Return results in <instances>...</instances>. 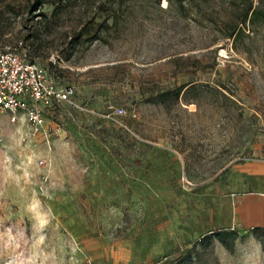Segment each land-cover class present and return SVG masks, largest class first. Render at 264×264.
<instances>
[{
    "label": "rangeland",
    "instance_id": "obj_1",
    "mask_svg": "<svg viewBox=\"0 0 264 264\" xmlns=\"http://www.w3.org/2000/svg\"><path fill=\"white\" fill-rule=\"evenodd\" d=\"M119 1L0 0V46L68 94L0 113V264H264L226 220L264 160V0L233 36L242 0H123L96 36Z\"/></svg>",
    "mask_w": 264,
    "mask_h": 264
},
{
    "label": "built area",
    "instance_id": "obj_2",
    "mask_svg": "<svg viewBox=\"0 0 264 264\" xmlns=\"http://www.w3.org/2000/svg\"><path fill=\"white\" fill-rule=\"evenodd\" d=\"M67 95L26 51L19 50L18 46H0V113L8 112L13 121L25 116L30 126L39 130L46 122L44 106L54 98L63 100ZM125 111L124 106H117L114 112Z\"/></svg>",
    "mask_w": 264,
    "mask_h": 264
},
{
    "label": "crops",
    "instance_id": "obj_3",
    "mask_svg": "<svg viewBox=\"0 0 264 264\" xmlns=\"http://www.w3.org/2000/svg\"><path fill=\"white\" fill-rule=\"evenodd\" d=\"M237 172L239 173V170ZM240 173H245L247 177L245 186L230 193L226 220L232 228L264 227V160Z\"/></svg>",
    "mask_w": 264,
    "mask_h": 264
},
{
    "label": "trees",
    "instance_id": "obj_4",
    "mask_svg": "<svg viewBox=\"0 0 264 264\" xmlns=\"http://www.w3.org/2000/svg\"><path fill=\"white\" fill-rule=\"evenodd\" d=\"M154 1L157 3H160L161 0H154ZM167 1H168V7L173 6L175 2L180 3L182 5L184 2V0H167ZM188 1L190 3L196 2V0H188ZM238 1L239 0H230L229 2L230 3H238ZM40 3H41L40 1L35 3L33 6L34 9H36L37 5ZM122 3H123V0L119 1V3L117 4L118 6H113V8L115 9V15H114V20L112 23H110L107 20V18L103 19L102 22L99 23V27L96 30V36L100 37L103 30L109 29V28L116 26L118 24L117 13L121 11ZM242 3H243L242 7L237 6V8H235V9H239V11L234 10L233 16L228 19L229 23H231L229 26V29L227 31L228 36H233L235 34H238L243 29V25L249 19H253L259 11L258 6L255 5V0H242ZM58 7H59V5H56L54 11L57 12ZM40 14H43V12H40Z\"/></svg>",
    "mask_w": 264,
    "mask_h": 264
}]
</instances>
